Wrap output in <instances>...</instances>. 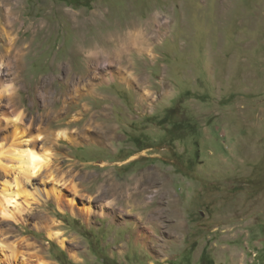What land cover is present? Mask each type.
Listing matches in <instances>:
<instances>
[{
    "label": "rangeland",
    "instance_id": "374dc122",
    "mask_svg": "<svg viewBox=\"0 0 264 264\" xmlns=\"http://www.w3.org/2000/svg\"><path fill=\"white\" fill-rule=\"evenodd\" d=\"M5 26L24 51L16 78L0 59L9 110L50 126L36 150L55 180L13 184L0 264H264V0H0V46ZM105 174L156 184L113 216L93 196Z\"/></svg>",
    "mask_w": 264,
    "mask_h": 264
},
{
    "label": "bare ground",
    "instance_id": "6f19581e",
    "mask_svg": "<svg viewBox=\"0 0 264 264\" xmlns=\"http://www.w3.org/2000/svg\"><path fill=\"white\" fill-rule=\"evenodd\" d=\"M8 16H11V13H9ZM7 21H8V24H13L14 26V23H11L9 19ZM3 28H4V35L7 36V38L10 41H8L9 44L6 43L4 46L3 45L0 46L2 47L0 49V59L7 60L4 65L6 66V68H8L10 73L8 72V74H5V75L10 76L12 74L16 78L18 77L19 72H20L19 71L20 66H21L20 62H21V58L23 57L24 51L21 46L19 47L17 46L18 36L13 38L10 32L6 29V26ZM142 35H143L142 42H146L149 40L147 34H142ZM140 39H141V36H140ZM132 42H134L137 47V43H136L137 40H134ZM135 45H129L130 47L127 45L123 47H129V50H130ZM137 48L139 49V47ZM121 51L122 49H120L119 51L118 50L115 51L117 52L116 54H118V57L120 56ZM106 52H107L106 49H102L101 51H93L90 54L91 55L93 54L94 56H96V58L100 59V55ZM12 59H15V62L17 64V70L15 72H12L13 62L10 61ZM6 80L7 79L0 81V135H3L2 136L3 142H2L1 148L7 147V149L0 152V168L4 169L5 171L8 170V172L11 170L15 174V176L12 182L6 181L5 183L6 187L3 190L4 196L2 195V197H4L3 200H4L5 208L0 209V212H8V210L10 209L9 207L10 204L15 203L16 196L18 194L16 190L13 189V184L20 187V184H21L19 182L20 178L22 180L31 181L32 178H36L39 176H43V174H46L48 177H51L50 179H52L53 181L55 180V174H54L55 172L51 167V158L49 156H44L43 154H40L36 150V148L40 146L39 142H42L43 145H45L46 143L45 140L47 141L48 138L50 137L52 138L54 133L50 132L49 130L50 126L48 125L47 126L40 125L38 128H36L37 130L36 132L35 126L32 123L28 126H25L26 123L23 118L22 112L15 113L14 111L12 112L11 110H9V107L12 105L14 101L13 99H15L14 97H15L16 89L15 87L10 88L7 85H5L3 81L5 82ZM91 86L92 84L90 83L86 85L87 87L86 92H92V93L94 92L92 91ZM77 92L79 93L81 92V90H78ZM79 95H81V93ZM43 97H45V99L52 98V96H49V92L47 91H45ZM84 110L86 112L89 111V106L87 104L84 105ZM95 117H97V115H95ZM5 121H6V126L3 127ZM98 124L99 123H97L96 125L99 127L100 125ZM90 129H92V127L87 126L86 131L84 132H81V131L69 132V130H60L56 133V136L58 135L59 138L68 140L74 143L80 140L78 137L79 134H81L82 137H85V135L89 136L88 130ZM42 133H48L46 138H44ZM109 139L111 138L108 137V140ZM4 156L9 158L13 162L7 163L8 164L7 165L6 163H4L2 159ZM105 178L106 179L97 186L96 195H93V196H94V200L97 203L109 198V200L111 201L109 206H104V207L107 210H109L110 214H112L113 216H118V214L121 213V210H122L121 206H123V204L127 206H131L132 207L131 211L133 209H138L144 202L143 200L144 198H141V197H144L145 192L149 189L150 186L156 184L155 179H153L152 177L147 178L145 176H140L138 178H132V181H133L132 183L127 182V183H120V184L117 183L116 180H114L110 174H105ZM57 182L59 184L61 183V185L68 186L65 182L63 183L62 181H59V180H57ZM70 187H71L72 192L79 193L80 190L78 186L74 184L73 182H71ZM61 193L62 191L56 186L51 191H45L44 196L46 198L52 197L58 203H60L63 198V196H61L62 195ZM85 212H87L89 217L92 215V210L89 208L85 209ZM12 216L13 217L15 216L14 213L12 214ZM161 216L163 215H161L160 210H156L155 212L152 211L150 218H153V220L148 218L147 221L156 222L158 221L157 219L161 218ZM54 235L57 236L58 233H55ZM42 264H47V262H44Z\"/></svg>",
    "mask_w": 264,
    "mask_h": 264
},
{
    "label": "trees",
    "instance_id": "16d2710c",
    "mask_svg": "<svg viewBox=\"0 0 264 264\" xmlns=\"http://www.w3.org/2000/svg\"><path fill=\"white\" fill-rule=\"evenodd\" d=\"M202 258H204V255H203V257Z\"/></svg>",
    "mask_w": 264,
    "mask_h": 264
}]
</instances>
